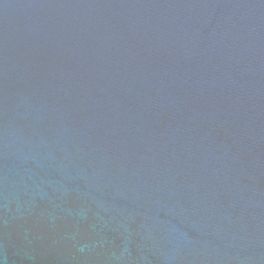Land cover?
Masks as SVG:
<instances>
[{
	"label": "water",
	"instance_id": "obj_1",
	"mask_svg": "<svg viewBox=\"0 0 264 264\" xmlns=\"http://www.w3.org/2000/svg\"><path fill=\"white\" fill-rule=\"evenodd\" d=\"M0 264H264V0H0Z\"/></svg>",
	"mask_w": 264,
	"mask_h": 264
}]
</instances>
